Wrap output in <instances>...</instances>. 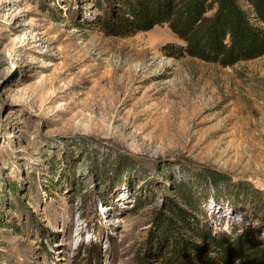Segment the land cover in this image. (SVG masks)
<instances>
[{
    "label": "rangeland",
    "instance_id": "374dc122",
    "mask_svg": "<svg viewBox=\"0 0 264 264\" xmlns=\"http://www.w3.org/2000/svg\"><path fill=\"white\" fill-rule=\"evenodd\" d=\"M124 6L0 0V264H166V221L264 249L233 194L264 201V57L190 58L167 25L107 37Z\"/></svg>",
    "mask_w": 264,
    "mask_h": 264
},
{
    "label": "trees",
    "instance_id": "16d2710c",
    "mask_svg": "<svg viewBox=\"0 0 264 264\" xmlns=\"http://www.w3.org/2000/svg\"><path fill=\"white\" fill-rule=\"evenodd\" d=\"M163 25L185 44L181 52L190 58L227 68L264 57V0H125L124 8L106 13L100 21L107 37L123 39ZM235 191L236 202L242 198L264 210L260 193L239 187ZM177 192L196 208L184 183ZM179 218L193 228L184 214ZM162 229L171 238L166 264H264V249L248 234L232 239L193 228L194 237H188L171 221Z\"/></svg>",
    "mask_w": 264,
    "mask_h": 264
}]
</instances>
